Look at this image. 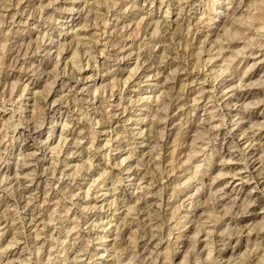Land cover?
Returning <instances> with one entry per match:
<instances>
[{"label": "clouds", "instance_id": "9594fccd", "mask_svg": "<svg viewBox=\"0 0 264 264\" xmlns=\"http://www.w3.org/2000/svg\"><path fill=\"white\" fill-rule=\"evenodd\" d=\"M259 65L264 0H0V264H264Z\"/></svg>", "mask_w": 264, "mask_h": 264}, {"label": "rangeland", "instance_id": "374dc122", "mask_svg": "<svg viewBox=\"0 0 264 264\" xmlns=\"http://www.w3.org/2000/svg\"><path fill=\"white\" fill-rule=\"evenodd\" d=\"M103 11V9H102ZM33 39L35 37H32ZM105 39H107V36L105 37ZM137 50H138V46H137ZM157 51H159L161 53V55H163V51L160 49V48H157L156 49ZM188 50V49H186ZM197 60L196 62L192 65V76L190 77V82L194 83V77L196 75V70L198 67H201V59L203 60L204 62V65L203 67H207L210 69L211 65L214 64L216 61L215 59L207 56V55H202L199 50H198V53H197ZM149 59H151V57H149ZM138 60L139 58H136V61L135 62H132L130 63L129 61H124V66L126 67L127 69V74L125 75V80H127L128 76H130L135 70H136V67H137V63H138ZM148 69V65L146 64L145 65V69H141V75H143L144 71ZM262 70H264V65H259L257 66L256 69H253V71L251 73H249V79H258V73H260ZM148 74L149 75H152V71H148ZM104 82H107V81H104ZM134 83V82H133ZM181 85L183 84V81L181 80ZM101 86V85H98V87ZM116 85L113 84V88H115ZM132 88V84H126V87H125V93H126V96L129 95V90ZM161 91H163V88L161 89ZM253 91H258L257 89H253ZM117 99H119L117 97ZM201 115H203V113L201 112ZM197 132L194 131L193 132V144L195 143V136H196ZM59 142L58 138H57V143ZM18 155V153H17ZM49 163H51V161H49ZM169 165H171L172 161L169 160L167 162ZM47 166V165H45ZM8 174L9 175H14L15 174V166L13 165L12 169L8 171ZM175 178V171L173 170V172L170 174L169 177L166 178L167 179H173ZM42 187V186H41ZM34 189H35V186H34ZM7 205L5 204L4 207H6ZM0 211H3V207H0Z\"/></svg>", "mask_w": 264, "mask_h": 264}]
</instances>
